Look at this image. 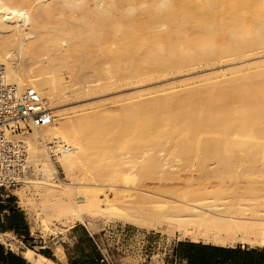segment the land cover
I'll use <instances>...</instances> for the list:
<instances>
[{"label": "bare ground", "instance_id": "1", "mask_svg": "<svg viewBox=\"0 0 264 264\" xmlns=\"http://www.w3.org/2000/svg\"><path fill=\"white\" fill-rule=\"evenodd\" d=\"M67 14L71 22L50 21ZM258 49L264 0H0L2 82L34 89L52 118L11 138L27 150L30 173L11 192L31 223L51 235L56 225L65 231L77 223L96 231L100 220L155 232L166 227L178 239L264 245V54L162 84L144 100L133 94L114 108L55 114L64 96L122 76ZM97 53L106 61L88 69L94 85L77 75L73 56ZM187 143L200 146L190 167L200 173L195 184L174 164L193 159L178 153L176 146ZM149 180L162 189L142 186ZM22 255L38 260L29 250Z\"/></svg>", "mask_w": 264, "mask_h": 264}, {"label": "rangeland", "instance_id": "2", "mask_svg": "<svg viewBox=\"0 0 264 264\" xmlns=\"http://www.w3.org/2000/svg\"><path fill=\"white\" fill-rule=\"evenodd\" d=\"M69 16L72 15L67 14L63 19L61 17H54L50 21L53 23H62L65 22V20L71 22L72 19L69 18ZM97 54H95L94 57L90 60H86L83 56H80L81 58H78V56L76 57V54H74L73 56V63L74 61H76L74 64V70L76 71L77 75L84 78L87 83L94 85L96 84V78L92 75H90L92 77L89 76L90 70L88 69H90V67L100 69L101 65L106 61L102 57V55ZM262 54H264V49H258L256 51L245 53L244 55L239 57L221 58L220 60L210 62H196L184 68L153 71L149 75L142 78H128L122 76L119 77L116 84L98 85L84 94L77 93L74 95L64 96L57 101L55 114L57 115L58 113L63 111L88 108L99 104L105 105L103 108H114L119 104V100L121 103L122 98L130 97V95L133 94H139L140 96L138 99L144 100L147 99L146 97H151L148 92H152V90L157 88H162L163 85H178L183 83V80H185L186 78V80L190 78L195 79L198 76L210 74L211 71V73H213L218 71L219 69H227L229 68V66L234 67V65H236L235 62L237 59L242 58L246 62H249L251 57L254 58V56ZM167 80L169 83L167 82ZM121 129L128 130V127L126 126ZM132 145L135 146L134 143ZM206 145L210 146L209 144ZM239 146L240 148L244 149H249L251 147L250 144H241ZM176 147H179L178 153L182 154L183 156H193V159L183 158L182 160L174 161L175 165H179L180 167L185 168V170L180 171V178L185 181H191V184L197 183V177L200 176V173H197L198 170L196 171V169L195 171H193V168V170L191 171L190 167H192L193 162H195L194 155H197L200 152V149H198L200 148V146H196L193 143H187L185 145H177ZM234 148L235 147H233L232 149L234 150ZM181 149L184 151H182ZM125 152L126 150L124 152L122 151V153ZM233 156L234 158H236L235 161L239 162L237 161V157H235L236 154H234ZM233 156H227V158L231 160L230 161L229 159H227L231 164L234 162ZM252 159L254 161H250L257 162L256 165H258L259 160L255 161L254 158ZM59 177L62 178L61 175ZM142 186H144L148 190L162 189L161 185H159L156 180L144 181L142 182ZM11 195H14L13 192H11ZM13 197H15L19 207L23 209L26 217H28V210L26 209V207H23V205L19 202L17 196ZM27 219L30 225L31 235L32 237H34L33 240L29 244H25L18 238L9 234L4 237V239L6 240L5 246L15 252H22V254L27 250L33 252V254L38 257V260L34 261L35 264H51L50 261V263H44L41 260L42 257L36 252L39 249V245L45 246L47 244V240L50 236H56L59 233L64 234L65 231H61V229L63 228L60 227V225H56L58 229H56L54 231V234L51 235L48 232V227H44L43 230H40L38 226H35L31 223L29 217ZM97 224L99 226V230L92 232H98L101 247L105 251L104 253L111 264H143V262L148 263L149 261L158 262V260L161 259L162 255L170 250L172 243L176 240H180L173 232L169 231V229L166 227H163L160 230L163 231L166 228L165 230L168 229V231L164 230L163 232H155L114 221L98 220ZM39 239H41L40 243L38 242Z\"/></svg>", "mask_w": 264, "mask_h": 264}, {"label": "crops", "instance_id": "3", "mask_svg": "<svg viewBox=\"0 0 264 264\" xmlns=\"http://www.w3.org/2000/svg\"><path fill=\"white\" fill-rule=\"evenodd\" d=\"M13 196L11 191L0 189V233L11 234L29 244L34 237L23 209ZM0 245L4 248V255L11 252L16 256L13 259L5 258L0 263L31 264L23 258L22 252H15L5 244ZM104 252L98 232H92L84 224L77 223L66 229L64 234L50 236L47 244L39 245L36 253L51 264H111ZM170 257L173 264H264V245H219L180 239L172 243Z\"/></svg>", "mask_w": 264, "mask_h": 264}, {"label": "built area", "instance_id": "4", "mask_svg": "<svg viewBox=\"0 0 264 264\" xmlns=\"http://www.w3.org/2000/svg\"><path fill=\"white\" fill-rule=\"evenodd\" d=\"M3 72L0 66V189L10 192L30 173L26 147L22 141L12 140V136L31 126L48 125L52 118L34 89L19 91L15 85L3 83ZM143 264H173L170 250L158 262Z\"/></svg>", "mask_w": 264, "mask_h": 264}, {"label": "trees", "instance_id": "5", "mask_svg": "<svg viewBox=\"0 0 264 264\" xmlns=\"http://www.w3.org/2000/svg\"><path fill=\"white\" fill-rule=\"evenodd\" d=\"M3 246L0 245V261H4L5 258H8V257H12L15 258L16 256L14 254H12L11 252H8L6 255H4L2 252H3ZM5 262L3 263H0V264H4Z\"/></svg>", "mask_w": 264, "mask_h": 264}]
</instances>
